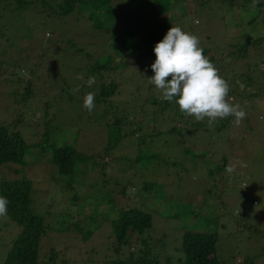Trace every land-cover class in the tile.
<instances>
[{
  "label": "rangeland",
  "instance_id": "1",
  "mask_svg": "<svg viewBox=\"0 0 264 264\" xmlns=\"http://www.w3.org/2000/svg\"><path fill=\"white\" fill-rule=\"evenodd\" d=\"M156 1L160 9L146 14V20L154 24L150 27L152 33L160 36L170 27L178 26L198 36L200 46L218 47L221 53H215L222 54L220 58L223 56L229 61V64L226 61L220 64L219 73L230 85V90H235L234 94L229 92V102L238 104L246 116L239 126L232 123L219 130L217 121L209 125L207 119L200 123L184 115L178 121L179 133L167 134L174 144L164 145L159 140V157L150 158L151 162L143 159L136 163L134 158L139 153H145L144 148L138 147L142 143H136L132 136L121 137L118 144L106 152L108 155L102 157L107 161L102 171L98 167L87 170L89 163L79 164L84 171H77L72 177L76 182V178L79 182L81 180L80 189H77L80 183L75 184L78 194L75 202L68 198L69 191L64 190L66 179L59 176L55 166L49 163V151L42 152L38 144L43 128L41 106L46 99L52 98V107L57 111L51 128L56 137L85 152L102 150L107 138L105 115L109 112L116 115L122 112L128 120L132 107V112L139 115L138 119L144 116L140 133L144 134L146 142L153 126L163 129L168 127V122L177 123L171 120V112L153 118L151 108L143 107L147 105L145 99L151 89L159 91L154 85L152 88L147 80L154 75L150 66L155 61L151 54L145 52L147 42L142 40L137 45H122L132 38L129 27L133 21L136 23V16L133 20L130 13L136 1L111 0L113 21L102 30L90 27L82 13H71L62 27L47 20L37 24L40 14L27 9L20 16L26 23L24 29H30L26 34L20 22L16 21V12L11 11L8 15L9 20L11 16L15 20L11 23L6 21V32L13 33L9 43L2 37L0 39V48L5 47V53L0 54V123L13 117L17 108L25 113L26 123L20 128L28 144V152L26 163L22 166L11 162L0 165V179L23 177L31 180L30 207L44 216L46 225V234L40 242L39 259L42 264H64L63 261L66 264H106L115 257L125 258L130 251L135 252L142 247L139 235H129V241L121 245L118 253L114 249L115 238L110 224L118 207L134 204L145 206L152 213L153 227L143 235L163 237L161 241L153 240L151 246L160 255L158 264H183L180 241L184 229L215 233L216 254L226 262L252 259L251 264H264V116L260 114L264 102L247 98V93L256 90V84L248 85L240 73L249 68L252 78L256 79L258 71L259 81L264 87V44L260 47L251 45L239 59L226 57L228 45L264 35V7L258 12L246 8L245 0H227L208 10L206 4L196 2L199 0ZM114 22L116 27H121L116 34L112 28ZM16 24L19 30L15 28ZM71 35L77 46L93 52L95 58L102 59L108 52L115 58L113 63L118 64L122 60L125 64V68L118 66L102 76H88H95L96 83L114 80L119 86L110 100L95 102L91 114L83 107L84 96L80 91H74L80 89L84 78L87 80L84 67L90 59L68 48H61L63 36ZM14 62L17 64L12 65ZM19 64L20 67H16ZM28 82L31 83L33 96L26 104L16 103L17 93L23 91ZM69 95L72 99L68 98ZM48 112L51 113V108ZM101 114L104 118H100ZM125 130L123 126L122 135ZM154 149V145L150 144V150H157ZM194 152L203 154V157L199 156L201 161L193 155ZM119 156L128 158L129 163ZM222 156L227 159V166L234 168L228 173L231 177L224 180L225 184H219L214 176L206 172ZM171 157L174 163H171ZM103 178H106L104 186L110 189L115 208L105 203L104 198L110 195L102 191ZM143 179L155 181L156 189L142 190ZM96 199L101 201L98 205L95 204ZM65 211L68 217L61 224L59 219ZM242 223L244 225L240 227ZM15 226L9 221L0 233V242L8 241L16 233L18 228ZM86 229L91 231L84 237ZM51 248L56 251L52 259ZM3 250L0 247V258Z\"/></svg>",
  "mask_w": 264,
  "mask_h": 264
},
{
  "label": "trees",
  "instance_id": "2",
  "mask_svg": "<svg viewBox=\"0 0 264 264\" xmlns=\"http://www.w3.org/2000/svg\"><path fill=\"white\" fill-rule=\"evenodd\" d=\"M135 1L136 6L130 13V17H132L133 20L134 16H136V23L134 24L133 21V23L129 27L132 38L129 41L123 42L124 44L122 45L128 46L127 43H132L131 45L133 46L135 45V43L137 45L138 42L145 40V42H147V46H144L145 52L147 54H151L153 60H155L156 56L153 49L155 45L160 42V37H162V35L166 34L167 32L165 30L164 34H161L160 36L153 34L152 30H150V27L154 24L152 25L151 22L149 23V21L146 20V14L148 15V13L151 14V12H155L156 10L160 9V6H158L156 0ZM225 1L227 0H199L196 2L199 5L206 4V8L209 10V7L212 8V6H220V4ZM245 2V7L250 8L252 0H245ZM239 6L242 7L244 5ZM262 7H264V1L259 0L256 11L261 12ZM27 9H31V11H34V13L37 12V15L40 14L37 17V24H39V22L42 23L47 20L52 23H58V25H60L61 27L63 26V22H65V18L69 17V15H72L73 13H77V15L82 13L83 17L87 19L90 27L92 25L99 30L108 27V24H111V22L113 21L112 17L114 16V8L112 6L111 0H5V2L0 0V39L2 37L6 42L9 43L10 38H12V31L6 32L8 28L5 29V26H8L7 23H11L13 20H15L13 16H11V20L8 19V15L11 11L16 12L14 13L17 17L16 21H18V23L20 22L19 25H21V29L23 30L25 28L24 25L26 23L20 16L22 15L21 13H24V11ZM6 21L8 22L6 23ZM114 25L115 22L113 23L112 28H114L113 33L116 34L121 30V27H116V25L114 27ZM20 27L17 28V24L15 26L17 30H19ZM29 30L24 29L23 32L28 34ZM13 32H15V30ZM71 37L73 36H63L64 41L62 42L63 45L61 46V48H68L73 53L75 52L78 55L83 54L84 56H86V58L90 59V62H88L84 67V77H86L87 79L88 76L92 74L102 76L104 72L109 73L118 66L121 68H125L124 61L122 60L118 62V64L113 63L115 58L108 52L102 59L99 57L95 58L93 56V52L84 51L82 49V46H77ZM261 44H264V35L257 36L250 41H246L240 44H230L227 47L226 57L233 56L239 59L244 54H246L247 49L251 45H257V47H260ZM201 47L203 48V54L207 56L218 69H220V64L223 61L227 60V58H224L223 56L220 58L222 54H217L218 52L221 53L220 49L218 47H214L213 45ZM213 50L214 52H211ZM4 53L5 47L2 46V48H0V54ZM1 64L2 62L0 61V69ZM13 64H17V62L12 63V65ZM226 64H229V61H226ZM16 67H20V64ZM15 68H12L11 70H15ZM249 71L250 70L248 68L247 71L240 72L242 73V80H246V83H248V85H252L253 82H255L256 84V86L254 87L256 88V90L247 93V98H255L260 100V102H264V87L259 81V72L257 71V77L255 79L252 78V73L251 71ZM262 77H264V67ZM86 81L87 80H85L84 78L81 82L79 91L82 96H85L86 93L94 92V90L97 88V90L95 91V102L110 100V98L114 96L119 90V86L114 80L99 81L91 87L87 86ZM262 83L264 84L263 81ZM150 86L154 88L153 85L150 84ZM151 91L152 92L148 94V98L145 99L147 105L143 106L144 108H151V117L156 118L158 114L162 115L165 112H171V120L174 119L177 121V123L170 124L168 122V127L163 129L153 126V132L148 135L149 141L146 142V139L143 136L144 134L140 133L142 131V118L144 119L141 109H139L140 113L142 114V117L140 116L141 119H138V114H134L132 112V107L129 111L131 118L128 120L126 119V114L123 115L121 114L122 112L120 113V115H116V113L114 112L106 113L105 125L107 130V138L105 145L103 146L101 151H80L69 144L67 141L59 140L56 137V134H54V130L51 129L54 126L55 117L57 114L56 109L52 107V98H48L43 102V105L41 106L42 117L40 119L42 120L41 126L43 128L41 133H39L40 137L38 144H40V149L42 152L49 151V163L55 166L56 173L59 176L66 179L63 187L64 190L66 189L69 191V199H72L75 202V199L78 198L76 190L80 189L81 180L79 182L76 178V182L72 179V177L77 171H81L83 173L84 170L79 164L89 163L90 166L88 168L86 167L87 170H91L89 169L90 167H98L102 171L107 163V161H104L102 157H104V155H108V153L106 152L109 149L115 147L121 137L126 138L132 136L135 138L136 143H138L139 145L142 143V145L138 147L144 148L145 153H139L134 158V161L136 163L143 161V159H145L147 162H151L152 159H158L160 154L159 148L161 145V142L159 140H161L164 145H168L169 143L174 144L172 139L169 138L167 134L172 135V133H179L180 128L178 125V121L181 120L184 115L179 111V106L177 104H175L174 102L162 101L161 99H159V96L161 95L159 91H155L156 93L152 89ZM230 92L234 94L235 90L232 88ZM32 96L33 90L31 87V83L28 82L25 85L23 91L17 93L18 98L14 101L16 103L26 104ZM68 98L72 99L71 95H69ZM258 102L259 101H257V103ZM251 103H253L252 105H254L253 101H251ZM48 108H51V113L48 112ZM260 114L264 116V107L260 110ZM99 116L100 115H98L97 118ZM100 118H104V114H101ZM193 118L194 117H192V121ZM25 120V113L21 110L18 111L17 108V111L16 113H14L13 117L3 123H0V165H3L6 162H11L22 166L26 163L25 155L28 152V144L25 141V137L20 128L24 123H26ZM232 121L233 117L217 120V128L219 130L222 128H227L231 126ZM199 122L202 123L203 121ZM123 126H125L127 130H125L124 134L122 135ZM129 144L130 143H126V145ZM150 144L154 145V150H157L152 152L150 150ZM193 155H196L195 157L198 159H200L199 156L203 157V154H200L199 152H194ZM119 158L127 164L129 163L128 158H124L122 156H119ZM150 158L152 159L149 160ZM218 160L219 161L214 162L212 165H210L207 168L206 172L210 173L212 177L214 176L219 184H222L224 183V180H227L231 176L230 174H228L229 172L226 171V169L228 168L227 159L222 156V158ZM172 162L173 160L171 157V163ZM102 174L104 176V173ZM105 181L106 178H103L102 191L105 190L104 194L110 195L109 198H104L106 200L105 203L110 204V206L115 208V205L112 202L113 196H111V191L110 189H106V187L104 186ZM77 183H80V186H78L76 189L75 184ZM116 183L119 185L118 181ZM156 187V182L150 179H143L141 182V188L146 192L152 188V190H154L156 189ZM30 189L31 180L28 178L21 177L14 179H0V196L6 197L9 201L7 215L5 217H0V233H3V230L8 226L9 221L15 224L18 228L16 233L11 236L8 241L0 242V247H3L4 249L2 251L3 256L2 258H0V264H42L39 259L40 242L42 237L46 234V225L44 216L35 213L30 207ZM119 192L120 194H123L120 189ZM219 199H221V197H219ZM98 202L101 201L96 199L95 204L98 205ZM144 207L134 204L125 207L120 206L115 211L113 209V211L115 212V216L111 217L110 224L113 236L115 238V251L119 253L121 250V245L129 241V235L133 233H137V235H139V241L142 244V247H138L135 252L130 251L125 258L115 257L106 264H158L160 255L158 252L155 253L153 249H151V246L154 242L161 241L163 237L150 238L149 234L146 236L143 235L144 232H148L151 227H153L152 213L149 210L147 211V209ZM67 217L68 212H63L62 217L59 219V223L63 224ZM103 217L105 218L104 215H102V218ZM73 225H75L74 227L78 229V226L75 223H73ZM243 225L244 224L242 223L240 227H243ZM238 229L240 228L238 227ZM90 231L91 230L86 229L83 232V236L86 237ZM153 240L155 241L153 242ZM216 242L217 236L215 233L184 229L181 233L180 241V249L183 252V264H251L249 262L254 261L252 259L251 261H249V259H245L243 261H239L241 259H234L233 263L226 262V260H222L217 256ZM50 253V259L55 257L56 251L54 248L50 249ZM63 263L66 264V261H63Z\"/></svg>",
  "mask_w": 264,
  "mask_h": 264
},
{
  "label": "clouds",
  "instance_id": "3",
  "mask_svg": "<svg viewBox=\"0 0 264 264\" xmlns=\"http://www.w3.org/2000/svg\"><path fill=\"white\" fill-rule=\"evenodd\" d=\"M258 4L259 0H252L250 9L255 10ZM153 51L156 59L150 67L154 75L147 80L161 93L159 99L174 102L183 115L198 122L207 119L212 125L217 120L234 117L232 123L239 126L246 113L238 104L229 102L230 85L203 54L198 36L172 26ZM95 83V76L86 81L88 87ZM95 106V93H86L84 109L91 114ZM226 171L231 173L234 168L230 165ZM8 203L6 197L0 196V217L7 215Z\"/></svg>",
  "mask_w": 264,
  "mask_h": 264
}]
</instances>
